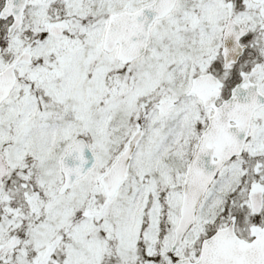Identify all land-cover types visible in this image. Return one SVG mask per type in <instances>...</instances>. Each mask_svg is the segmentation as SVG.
I'll list each match as a JSON object with an SVG mask.
<instances>
[{"label": "snow or ice", "instance_id": "1", "mask_svg": "<svg viewBox=\"0 0 264 264\" xmlns=\"http://www.w3.org/2000/svg\"><path fill=\"white\" fill-rule=\"evenodd\" d=\"M0 264H264V0H0Z\"/></svg>", "mask_w": 264, "mask_h": 264}]
</instances>
